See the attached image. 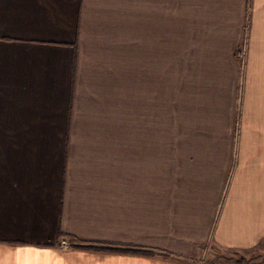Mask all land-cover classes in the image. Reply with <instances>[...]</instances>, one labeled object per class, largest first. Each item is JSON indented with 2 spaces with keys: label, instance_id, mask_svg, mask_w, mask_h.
Here are the masks:
<instances>
[{
  "label": "crops",
  "instance_id": "crops-1",
  "mask_svg": "<svg viewBox=\"0 0 264 264\" xmlns=\"http://www.w3.org/2000/svg\"><path fill=\"white\" fill-rule=\"evenodd\" d=\"M263 242L264 0H0V264Z\"/></svg>",
  "mask_w": 264,
  "mask_h": 264
},
{
  "label": "rangeland",
  "instance_id": "rangeland-1",
  "mask_svg": "<svg viewBox=\"0 0 264 264\" xmlns=\"http://www.w3.org/2000/svg\"><path fill=\"white\" fill-rule=\"evenodd\" d=\"M243 58V57H242ZM239 59L236 60V63L238 64L237 66L241 69H243V65L246 64V59ZM177 65V61H170V66L173 68H175ZM173 78H171L173 84H177L176 77L175 75L172 76ZM240 89V88H239ZM238 89V91H239ZM175 90V89H174ZM172 93V101L170 106V124H169V129L170 132L171 131H178L180 130V128L184 127L182 120L180 119V113L178 111V96H177V92H171ZM182 97V96H181ZM241 96H240V91L237 93L236 96V107H235V113L233 114L235 116V124L237 125V121H238V113H239V108H240V101ZM236 127V126H235ZM203 247V246H202ZM264 247V242H263V246ZM240 253L236 254V253H232L231 251H222L220 249H216V247L214 246H207L204 248L200 249L199 253H196L195 256H193V262H195V264H210L209 262L211 261H215V262H225L226 264H234V262L236 260L239 259H245L247 260L245 262V264H264V250L263 251H256V252H251L249 254H246L244 257L239 255ZM233 262V263H232ZM216 264V263H214ZM225 264V263H224Z\"/></svg>",
  "mask_w": 264,
  "mask_h": 264
},
{
  "label": "trees",
  "instance_id": "trees-1",
  "mask_svg": "<svg viewBox=\"0 0 264 264\" xmlns=\"http://www.w3.org/2000/svg\"><path fill=\"white\" fill-rule=\"evenodd\" d=\"M77 247L80 248H86V249H91V250H97V251H105V252H119V253H130V254H154L155 252L152 251H142L139 249H134V248H127V247H111L107 245H78Z\"/></svg>",
  "mask_w": 264,
  "mask_h": 264
},
{
  "label": "built area",
  "instance_id": "built-area-1",
  "mask_svg": "<svg viewBox=\"0 0 264 264\" xmlns=\"http://www.w3.org/2000/svg\"><path fill=\"white\" fill-rule=\"evenodd\" d=\"M65 242H66V241H65V240H63V241H61V242H60V244H61V245H66V243H65ZM67 246H68V245H67Z\"/></svg>",
  "mask_w": 264,
  "mask_h": 264
}]
</instances>
